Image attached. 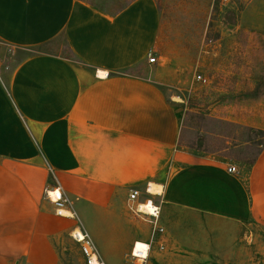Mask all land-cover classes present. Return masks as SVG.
<instances>
[{
	"label": "crops",
	"instance_id": "crops-1",
	"mask_svg": "<svg viewBox=\"0 0 264 264\" xmlns=\"http://www.w3.org/2000/svg\"><path fill=\"white\" fill-rule=\"evenodd\" d=\"M107 1L0 0V43L27 53L0 79V264H63L76 227L105 264L135 242L150 243L147 264H264V149L232 175L179 146L182 110L142 75L156 2ZM45 188L79 225L54 215ZM131 189L159 206L152 242L150 218L129 220Z\"/></svg>",
	"mask_w": 264,
	"mask_h": 264
},
{
	"label": "rangeland",
	"instance_id": "rangeland-1",
	"mask_svg": "<svg viewBox=\"0 0 264 264\" xmlns=\"http://www.w3.org/2000/svg\"><path fill=\"white\" fill-rule=\"evenodd\" d=\"M131 1L108 0L106 6L117 10ZM155 2L159 29L152 54L156 63L146 65L142 75L160 79L182 110L179 146L198 156L219 157L241 171L250 170L254 149L264 138L241 131L240 126L264 131V0ZM26 54L0 43V79L7 80ZM248 137L258 143L244 147L242 140ZM127 213L129 220H140L129 209ZM70 219L79 225L75 215ZM63 248V264L83 263L78 245L70 238ZM100 248L104 250V245ZM123 260L130 264V252L124 253Z\"/></svg>",
	"mask_w": 264,
	"mask_h": 264
},
{
	"label": "built area",
	"instance_id": "built-area-1",
	"mask_svg": "<svg viewBox=\"0 0 264 264\" xmlns=\"http://www.w3.org/2000/svg\"><path fill=\"white\" fill-rule=\"evenodd\" d=\"M147 61L149 64L156 63V59L150 52L147 54ZM198 80H201L198 77ZM229 174H238V168L231 165L227 168ZM146 194H151L149 192V186L145 189ZM140 193L136 189H131L129 191L128 200L132 203L129 211L138 218L147 217L150 218V223L152 224L151 242L153 241L156 232L161 233L163 230L157 227V220L159 218L160 209L153 200L146 198L139 200ZM44 197L53 205L54 213L58 217L62 218H73L74 213L70 209V203L64 197L63 193L59 188H45ZM149 208L151 210H149ZM146 209H148L146 211ZM66 212L69 215H64ZM70 238L73 242L79 245L81 253L84 257L85 264H104L98 255V252L90 239L89 235L81 227H76L70 232ZM150 252V243L135 242L130 251V264H145L148 260Z\"/></svg>",
	"mask_w": 264,
	"mask_h": 264
},
{
	"label": "trees",
	"instance_id": "trees-1",
	"mask_svg": "<svg viewBox=\"0 0 264 264\" xmlns=\"http://www.w3.org/2000/svg\"><path fill=\"white\" fill-rule=\"evenodd\" d=\"M93 6H95V5H93ZM123 73L126 74V75H135V73H134V71L132 69H127ZM135 76H137V75H135ZM240 128H241V131H245L247 133H252L254 135L255 134H260L262 136V138H264V131H260V130H256V129L248 128V127H243V126L242 127L240 126ZM242 142H243L242 144L244 145V147L246 145H251L252 143H258V142L255 141V139L253 137L252 138H249V137L245 138V139L242 140ZM262 149H264V141L260 142V144H258L257 150L254 149L255 154H254V157H253L252 161L250 162L251 164H253L255 162L256 158L258 157V155L262 151Z\"/></svg>",
	"mask_w": 264,
	"mask_h": 264
},
{
	"label": "bare ground",
	"instance_id": "bare-ground-1",
	"mask_svg": "<svg viewBox=\"0 0 264 264\" xmlns=\"http://www.w3.org/2000/svg\"><path fill=\"white\" fill-rule=\"evenodd\" d=\"M105 74H103V73H99V76H101V77H103ZM149 192L151 193V194H156V193H158V192H160V188L159 187H157V186H155V185H150L149 186ZM148 209H146V211H147ZM149 210H151L150 208H149ZM64 215H69L68 213H66V212H64L63 213ZM139 243V242H138Z\"/></svg>",
	"mask_w": 264,
	"mask_h": 264
}]
</instances>
